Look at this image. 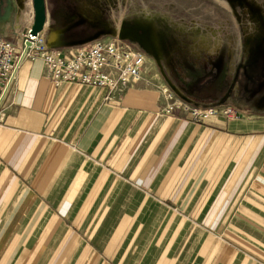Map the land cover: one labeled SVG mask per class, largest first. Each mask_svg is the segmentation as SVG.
Wrapping results in <instances>:
<instances>
[{
	"label": "crops",
	"instance_id": "obj_1",
	"mask_svg": "<svg viewBox=\"0 0 264 264\" xmlns=\"http://www.w3.org/2000/svg\"><path fill=\"white\" fill-rule=\"evenodd\" d=\"M10 1L0 33L15 39ZM144 53L113 99L22 62L0 124V264H264V93L236 118L166 114Z\"/></svg>",
	"mask_w": 264,
	"mask_h": 264
},
{
	"label": "rangeland",
	"instance_id": "obj_2",
	"mask_svg": "<svg viewBox=\"0 0 264 264\" xmlns=\"http://www.w3.org/2000/svg\"><path fill=\"white\" fill-rule=\"evenodd\" d=\"M23 4L17 9L10 1L14 23L17 11L19 19H27ZM47 4V35L71 26L63 38L77 40L101 30L106 32L101 36L120 37L150 56L158 58L161 50L177 78L184 72L189 79L184 78L193 80L213 69L230 85L238 66L264 59V0H47ZM157 44L160 48L153 50ZM227 101L243 109L253 107L254 99L241 95Z\"/></svg>",
	"mask_w": 264,
	"mask_h": 264
},
{
	"label": "built area",
	"instance_id": "obj_3",
	"mask_svg": "<svg viewBox=\"0 0 264 264\" xmlns=\"http://www.w3.org/2000/svg\"><path fill=\"white\" fill-rule=\"evenodd\" d=\"M19 7L23 1L22 23H14L15 39L0 33V124L3 122V104L8 92L13 88L18 70L26 58H39L50 72L56 86L77 83L100 87L106 90L108 99L124 92L131 81L143 76L146 58L142 50L134 48L128 41L117 36H100L78 46L72 56H66L59 47L50 46L46 28L34 34V0H12ZM20 13V12H19ZM21 19V18H20ZM16 22V20H15ZM30 41L31 45L27 46ZM165 106L163 112L186 113L192 121L201 122L211 116L223 115L236 118L243 115L239 108L227 103L203 105L188 101L167 83L164 87Z\"/></svg>",
	"mask_w": 264,
	"mask_h": 264
},
{
	"label": "flooded vegetation",
	"instance_id": "obj_4",
	"mask_svg": "<svg viewBox=\"0 0 264 264\" xmlns=\"http://www.w3.org/2000/svg\"><path fill=\"white\" fill-rule=\"evenodd\" d=\"M131 44V42H129ZM147 44H151L147 42ZM132 45V44H131ZM134 48V45H132ZM149 48H152L150 46ZM160 48V45L153 46V50ZM140 49V48H138ZM146 52V51H144ZM158 62L161 64L160 69L162 74L172 86V88L181 96H191V95H201V94H213L217 97L214 100V103H224L227 100L236 101L239 96H245L246 98L255 97L259 94L264 93V59L257 57L255 60L250 61L248 64L242 63L235 70L232 82L229 85L220 80V75H215L213 69L203 70L202 74L197 75L193 80H188L189 77L182 76L184 72H181L178 78L175 76L174 72L171 71L172 64L170 60L167 59L164 54L159 50L157 52ZM193 71V68H190ZM224 68L222 67V74L224 73ZM243 72V74H242ZM241 75L244 78L241 82ZM188 79H186V78ZM176 80V81H175ZM246 80V81H245ZM227 86V87H226ZM242 94H241V93ZM241 94V95H240ZM247 94V95H246ZM248 96V97H247ZM233 98V99H232ZM257 101L254 100L253 104H256Z\"/></svg>",
	"mask_w": 264,
	"mask_h": 264
},
{
	"label": "water",
	"instance_id": "obj_5",
	"mask_svg": "<svg viewBox=\"0 0 264 264\" xmlns=\"http://www.w3.org/2000/svg\"><path fill=\"white\" fill-rule=\"evenodd\" d=\"M34 9H35V20H34V25L32 27V32L36 34L37 32L44 30L48 22L49 13H48L47 0H34ZM70 27L58 31H52L51 33H49L48 34L49 45L53 47L82 45L106 33L100 30L95 32L94 34L88 35L81 39L65 40L64 38H62V35L65 31L70 29ZM29 45H31L30 41L27 42V46Z\"/></svg>",
	"mask_w": 264,
	"mask_h": 264
}]
</instances>
